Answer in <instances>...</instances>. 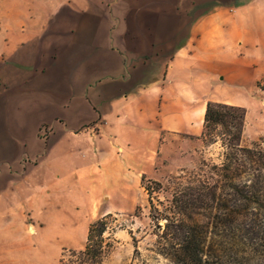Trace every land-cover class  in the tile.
Here are the masks:
<instances>
[{
	"label": "crops",
	"instance_id": "1",
	"mask_svg": "<svg viewBox=\"0 0 264 264\" xmlns=\"http://www.w3.org/2000/svg\"><path fill=\"white\" fill-rule=\"evenodd\" d=\"M259 10L264 0H0V245L33 215L30 177L50 185L83 162L108 177L123 163L154 170L172 159L174 139L201 135L205 106L197 133L194 107L214 72L203 59L234 41L219 31L238 11L251 26Z\"/></svg>",
	"mask_w": 264,
	"mask_h": 264
},
{
	"label": "rangeland",
	"instance_id": "2",
	"mask_svg": "<svg viewBox=\"0 0 264 264\" xmlns=\"http://www.w3.org/2000/svg\"><path fill=\"white\" fill-rule=\"evenodd\" d=\"M237 13V25L219 31L234 41L229 45L221 43L212 63L208 58L203 59L205 69L213 66L214 72L204 74V100L194 107L191 129L198 132L197 117L209 102L240 107L244 122L239 146L255 151L259 144L264 152V141L259 143L264 137V91L257 87L264 78V10L253 14L251 26L241 24L240 18L247 12ZM164 138L165 135L162 144L166 142ZM142 148L149 150L151 145L146 141ZM171 149L172 159L154 170L147 159L137 167H127L122 157L111 152L114 159L123 163V173L117 175L118 179L116 175L104 174L94 165L96 162L68 164L63 175L58 177L61 174L58 172L50 185H36V177H30L23 202L33 215L15 222L13 245H0V264H79L78 254L87 244L88 225L108 210L122 212L109 214L105 220L106 228L99 239L103 245L101 264H176L166 255L184 231V210L187 220L204 225L209 221V206L214 207L212 213H231L236 225L249 222L256 212L259 221L264 219V200L248 204L230 199L224 202L225 207L200 200L204 187L227 185L226 191L231 188L230 180L222 177L229 146H224L220 138L184 134L183 144L174 139ZM259 157L256 152L255 161H251L244 155L240 162L242 171L257 170ZM234 169L231 166L229 174ZM127 170L134 174L139 170L150 173L142 176L158 186L145 182L151 188L147 193L141 178L128 177ZM186 187L191 190L184 192ZM166 218L176 221L167 222L168 231ZM240 228L239 232L228 234L223 245H207L210 264H264V242L255 233L245 234L244 228ZM214 233L211 232V240L215 243L220 234Z\"/></svg>",
	"mask_w": 264,
	"mask_h": 264
},
{
	"label": "trees",
	"instance_id": "3",
	"mask_svg": "<svg viewBox=\"0 0 264 264\" xmlns=\"http://www.w3.org/2000/svg\"><path fill=\"white\" fill-rule=\"evenodd\" d=\"M257 87L264 91V78L257 83ZM244 122V111L240 107L233 105L209 102L206 105L204 118H203V131L201 133L202 138H220L221 143L224 146H229V150L226 154V163L224 165V172L222 177L228 178L231 182L230 189L226 191L227 185H223L220 188L218 185L213 189L203 188L200 194V200L211 201L225 207V203L230 199L235 201H244L248 204L260 203L264 200V152L259 144L255 151L248 148H241L239 146V140L242 132ZM264 141V137L259 140V143ZM256 152L260 154L257 160L258 169L254 168L245 169L242 171L243 156H247L251 161H255ZM234 166L232 174H229V168ZM229 174V176H228ZM142 186L147 193H150L151 188L145 182L157 185L155 182H151L145 176L141 177ZM191 190L190 188H188ZM187 187L184 192L188 190ZM208 205V204H206ZM185 206V205H184ZM218 207V208H219ZM210 217L208 224H200L193 219L187 220L184 210V231L181 233V237L178 242L171 247V253L168 258L173 260L176 264H210L207 245H219L226 241L228 234L239 232L240 227L244 228L245 234L248 232L255 233L261 241L264 242V219L259 221V212L252 215L249 222H242L241 225H236L231 213L217 214L212 213L214 207L209 206ZM105 215L103 218L91 223L87 232V244L83 251L78 254L80 258L79 264H101L103 257V245L99 240L105 231V220L108 218ZM186 216V217H185ZM176 222L175 220L165 219V227L168 231L169 223ZM177 225L179 226L178 222ZM213 230V231H212ZM211 232L214 234H220L219 240L215 243L211 240ZM217 232V233H216ZM164 235H167L166 233ZM176 237V233L173 234ZM97 238V240H94ZM218 255V253H216ZM216 255V256H217Z\"/></svg>",
	"mask_w": 264,
	"mask_h": 264
}]
</instances>
